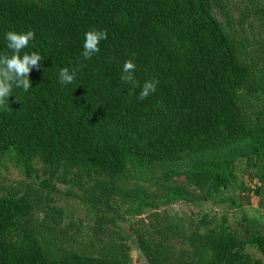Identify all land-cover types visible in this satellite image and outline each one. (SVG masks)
I'll return each mask as SVG.
<instances>
[{"label": "trees", "instance_id": "1", "mask_svg": "<svg viewBox=\"0 0 264 264\" xmlns=\"http://www.w3.org/2000/svg\"><path fill=\"white\" fill-rule=\"evenodd\" d=\"M214 3L0 0V53L11 55L6 32L31 30L23 52L43 57L29 91L14 87L10 110L0 109V156L27 174L37 163L49 180L58 171L86 177L91 195L83 232L69 213L66 223L40 216L57 192L51 181L0 194V264H127L130 244L148 264H264L246 252L264 257V223L249 221L242 237L208 214L146 229H123L110 215L115 189L145 172L183 175L185 185L167 188L173 198L186 199L189 186L223 202L240 159L252 172L247 191L264 203V63L223 29ZM250 14L264 38V0ZM93 29L107 39L85 60ZM126 60L136 65L135 88L120 78ZM62 68L75 71L73 83L59 82ZM150 80L156 91L138 99Z\"/></svg>", "mask_w": 264, "mask_h": 264}, {"label": "rangeland", "instance_id": "2", "mask_svg": "<svg viewBox=\"0 0 264 264\" xmlns=\"http://www.w3.org/2000/svg\"><path fill=\"white\" fill-rule=\"evenodd\" d=\"M258 1L260 0H215L213 12L223 29L238 36L239 40L243 38L245 42L247 41L252 47V55L260 57L264 63V38L259 24L261 20L250 14ZM253 102L255 105L258 104V101ZM184 168V165H180L177 169L180 171ZM234 174V183H230L227 188V199L223 202H214L189 186L185 188L186 199L173 198L167 188L174 182L184 183L183 175L164 179L159 171L145 172L125 183H120L119 189H115L117 192L111 202L113 209L110 215L123 229H146L148 226L177 220L176 218L186 222L187 217L195 219L202 214H208V218L224 217L227 223L245 237L249 221L264 223V203L257 202V199L251 197L247 191L253 179L252 172L245 167L243 159L236 162ZM48 177V170L44 172L42 166L37 163L33 164V169L27 174L15 165L11 156H0V194L20 193L25 186L34 187L36 184L39 186L41 180L51 181L57 192L44 195L53 202L50 204V213L48 215L43 213L40 216L44 215L46 220L58 217L62 219V223H66L69 219L66 215L69 213L73 224L83 220L77 227L87 232L84 220L87 219L86 211L90 208L89 202L86 201L87 196H91L88 191L90 182L86 183V177L79 178V175L71 172L62 175L61 171H58L50 180ZM46 190L43 187L42 193L45 194ZM51 205L59 207L61 212H57ZM68 229H76V226ZM246 252L253 259L264 263V257L253 247L247 248ZM127 264L148 263L137 248L130 244Z\"/></svg>", "mask_w": 264, "mask_h": 264}, {"label": "clouds", "instance_id": "3", "mask_svg": "<svg viewBox=\"0 0 264 264\" xmlns=\"http://www.w3.org/2000/svg\"><path fill=\"white\" fill-rule=\"evenodd\" d=\"M34 39V32L8 31L5 33L6 47L11 51V55L0 53V109L10 110L8 98L12 95L13 88L22 89L28 92L31 88L29 74L33 68L40 67V61L43 59L36 52H23L29 46V42ZM107 39L106 31L89 30L84 35L82 56L85 60L99 52V44ZM23 52V55L21 53ZM136 65L132 60H126L122 67L121 80L130 84L133 88L138 86L133 73ZM75 71L70 72L68 68H62L59 71V82L62 85H68L74 82ZM158 80L146 81L138 95V99L144 100L150 94L156 91ZM251 214V213H250Z\"/></svg>", "mask_w": 264, "mask_h": 264}]
</instances>
